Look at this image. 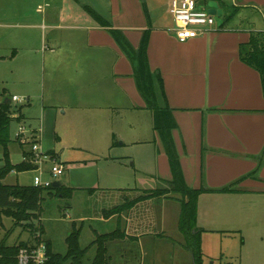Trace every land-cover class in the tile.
Returning a JSON list of instances; mask_svg holds the SVG:
<instances>
[{"label":"crops","instance_id":"0c3cea01","mask_svg":"<svg viewBox=\"0 0 264 264\" xmlns=\"http://www.w3.org/2000/svg\"><path fill=\"white\" fill-rule=\"evenodd\" d=\"M41 1L35 10L33 6L23 8L17 19H12L13 24L0 25V37L3 28L11 30L7 36L13 48L8 56H0V62L15 60L26 48L29 55L23 58L30 63L31 54L36 56L34 52H38L31 48L30 30L42 23L41 28L52 31L49 50L42 53L44 66L62 79L61 94L68 103L83 110L88 107L90 120H103L105 135L112 140L111 148L118 145L116 137L127 133L128 111L137 116L131 121L147 122L138 130L153 131L152 140L148 136L146 140L134 139L132 144L154 145L153 170L141 172L155 180V188H136L139 194L132 198L122 195V202L118 193L107 204L100 202L93 213H76L71 231L74 227L82 233L88 226L92 233L89 244L97 235L114 231L123 234L106 244L108 264H194L178 229L179 195L147 199L104 216L105 211L142 195L141 191L167 187L172 175L164 146L153 128V112L137 90L132 64L110 32L85 9L88 7L119 30L134 49L143 32L149 30L148 66L161 79V87L156 83L157 103L171 112L175 125L171 138L185 184L190 189L212 190L202 193L197 201L196 226L202 231V255V249L210 247L209 236L240 238L238 263L264 264V95L259 73L239 56V47L248 42L251 32H264V0H231L230 7L223 0H196L201 10L207 9L209 1L216 2L222 21H215L208 34L185 42L175 36L169 12L171 0ZM236 19L240 24L230 26ZM61 29L66 31L63 36L53 32ZM96 110L98 115L93 113ZM21 116L26 127V119ZM31 131L34 135L24 140L26 145L39 142V131ZM124 144L121 140L119 146ZM48 153L57 158L55 152ZM230 185L232 192H215ZM70 189L73 192L69 202L76 190L89 194L109 191L106 195L114 194V190H135ZM72 207L67 203V209ZM44 233L42 227V238ZM43 241L52 251L55 249L48 240ZM221 257L224 255L216 258L218 263ZM225 257L231 256L228 253Z\"/></svg>","mask_w":264,"mask_h":264},{"label":"rangeland","instance_id":"374dc122","mask_svg":"<svg viewBox=\"0 0 264 264\" xmlns=\"http://www.w3.org/2000/svg\"><path fill=\"white\" fill-rule=\"evenodd\" d=\"M227 6H231V0H223ZM41 0H0V25L13 24L12 19H17L19 12L25 8L36 9ZM43 5V3H41ZM39 17V14H38ZM102 17V16H101ZM106 19V17H102ZM215 21L220 22L222 18L215 17ZM39 23V28L30 30L32 33L33 51L32 61L29 63L24 59L28 52L25 48L21 55L13 61L0 62V103L12 96L19 97V103H11L10 110L18 111L26 119V127L20 138L16 137L18 126L24 125L23 118L20 121H12L9 127V139L7 151L11 164H18L22 161V151H29L31 145L25 144L32 139L31 129H37L40 133L39 142L36 143L40 153L46 154L53 151L57 154L56 162L64 167V172L57 178L64 186L69 188H106V189H130L134 191H116L114 194H89L85 190H76L72 201L63 200L56 197L47 196L46 190L42 193L43 201L41 210L36 219L27 222L28 225L16 224L11 218L3 216L0 213V242L8 246L19 242H25L29 246H35L37 243L34 231L39 227L44 228L43 238L52 244L54 253L64 255L67 250L65 237L71 232V224L76 213H86L88 210L94 212L99 208V203L107 204L112 198H116L118 193L129 198L137 196L139 190L136 188H153L155 180L146 177L141 170H153V144H132L133 140H146L148 136L153 139V131L146 129L143 133L138 128L146 126L147 122H133L137 118L132 111L127 112L126 135L116 137V147L111 148L112 140H108L104 132L103 120L96 117L90 120L87 117L86 107L84 110L80 106L68 103L62 96V79L56 77L57 73L49 72L48 67L44 66L42 53L49 50V39L52 34L50 29ZM239 20L231 22L230 26L239 25ZM0 43V56H8L13 50L7 36L11 30L3 28ZM8 31V32H7ZM54 33L63 36L64 30H54ZM68 32V31H67ZM65 36V35H64ZM29 48V47H27ZM30 53V52H29ZM67 85V83H66ZM75 89V88H73ZM28 99V100H27ZM28 101V102H27ZM61 104H63L62 107ZM49 106L53 108L48 109ZM99 110L93 113L99 114ZM66 112V113H64ZM102 112V111H101ZM22 117V116H21ZM131 119V120H130ZM124 126H122V129ZM136 129V130H134ZM23 137V138H22ZM35 137V136H34ZM106 139V141L104 140ZM149 138V137H148ZM23 140V141H22ZM121 140L125 142L124 146H119ZM22 148H20V143ZM3 146L0 145V167L3 165L2 154ZM53 162L46 161L43 166L47 171ZM143 164V167L142 165ZM35 171H26L16 173L9 172L1 179L4 185L32 186ZM44 180H52L48 173H44ZM56 180V181H57ZM155 188V187H154ZM119 195V194H118ZM123 195V196H122ZM173 195V194H171ZM67 203H72V210L66 208ZM74 209V210H73ZM86 209V210H85ZM104 216L106 213L104 212ZM42 226V227H41ZM88 226H84L80 233V248L90 247L91 231ZM40 236H42L40 234ZM209 249H202L203 261L205 263L214 261L218 264L216 258L224 255L219 264H239L238 250L240 238H220L209 236ZM40 237V241H43ZM38 240V241H39ZM84 263H90L93 258L94 249H86ZM231 257L226 258L225 254ZM214 258V259H213Z\"/></svg>","mask_w":264,"mask_h":264},{"label":"trees","instance_id":"16d2710c","mask_svg":"<svg viewBox=\"0 0 264 264\" xmlns=\"http://www.w3.org/2000/svg\"><path fill=\"white\" fill-rule=\"evenodd\" d=\"M85 9L102 27H105L110 32L116 44L132 64L137 90L142 96L146 107L153 112V128L159 135L164 146L172 175V179L168 182L167 187L141 191L142 195L132 201L126 202L122 206L105 211L106 215L120 213L123 210L131 208L136 203L147 199H155L167 197L170 194H177L180 197L178 229L184 239V248L191 253L194 264H216L214 261L207 263L203 261V255L200 248V235L202 231L196 226L198 197L202 193L212 192V190L204 187H201L200 189H190L185 184L171 138V130L175 127L171 112L166 108L159 107L157 103L156 83H159L161 87V79L157 73H151L148 66L146 52L149 30L143 32L138 48L134 49L119 30L113 29L107 21L101 19L90 8L85 7ZM239 56L243 63L259 73L264 95V32H251L248 42L240 45ZM19 113L20 109H18V111H11L9 103H0V145L4 148L1 159L3 165L0 167V213L3 216L11 218L18 225L23 224L26 226L28 225L27 222L31 219H36L39 214L41 203L43 201L42 193L45 190L49 197L69 200L73 189L67 188L63 185L59 188L49 187L43 189L33 186H19L18 184L9 186L1 183V179H3L9 172L14 171L16 173H21L35 169V166L31 163L21 161L18 164H11L9 160L7 151V144L10 142L9 127L12 121L18 122L22 119L21 114ZM14 115L17 116L14 117ZM29 144L32 145L34 142L30 141ZM48 155L54 157L53 153H48ZM23 156L31 159L32 153L28 151L25 152ZM92 190L94 189H90V191ZM232 191V185H230L220 190H216L215 192L228 193ZM34 234H42L41 228L39 227L35 230ZM79 235L80 231L73 227L65 240L67 250L64 255L54 253L50 248V245L46 244L49 257L46 264H87L84 263L83 260L86 255V249L88 248H94V256L88 264H108L106 244L109 241L123 236V234L117 231L97 235L94 241L90 244V247L81 249L79 246ZM32 248H34L33 245L29 246L25 242H19L12 246L0 242V264H18L17 255L19 250Z\"/></svg>","mask_w":264,"mask_h":264},{"label":"built area","instance_id":"2783aa9c","mask_svg":"<svg viewBox=\"0 0 264 264\" xmlns=\"http://www.w3.org/2000/svg\"><path fill=\"white\" fill-rule=\"evenodd\" d=\"M169 12L175 24V36L179 42H185L190 39L204 36L210 32L215 24V17L208 14L207 9H199L196 0H171ZM21 99L16 96L11 98L14 103H19ZM24 125L18 126L16 137L20 138L24 133ZM30 152L32 158L22 157V162L31 163L35 166L32 171L36 172L33 178V187L47 189L52 187L53 181H56L64 172V167L52 159L49 155L39 152L36 142L31 145ZM52 160V166L45 171L43 166L46 161ZM48 173L52 180H44V173ZM40 235H36L37 241ZM49 257L47 254L46 244L40 240L32 249H20L17 255L18 264H46Z\"/></svg>","mask_w":264,"mask_h":264},{"label":"water","instance_id":"95a60500","mask_svg":"<svg viewBox=\"0 0 264 264\" xmlns=\"http://www.w3.org/2000/svg\"><path fill=\"white\" fill-rule=\"evenodd\" d=\"M207 7V12L209 15L214 16V17H221L222 16V12L221 10L218 8V5L216 2L214 1H209L206 5ZM9 103V101H4V104ZM52 187L53 188H59L61 187V182L60 181H53L52 183Z\"/></svg>","mask_w":264,"mask_h":264}]
</instances>
